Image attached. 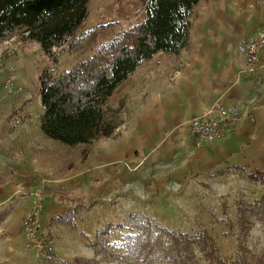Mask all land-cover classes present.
<instances>
[{
	"label": "crops",
	"instance_id": "1",
	"mask_svg": "<svg viewBox=\"0 0 264 264\" xmlns=\"http://www.w3.org/2000/svg\"><path fill=\"white\" fill-rule=\"evenodd\" d=\"M99 1L89 0V17L91 3ZM262 27L264 0H199L185 48L178 55H153L116 90L114 97L125 92L135 97L131 120L110 138L97 141L78 172L63 187L60 183V191L52 186L45 190L60 196L92 191L131 163L135 189L155 180L163 194L192 188L226 169L249 174L264 155V51L254 73L242 68L246 43ZM25 39L15 38L19 52L0 59V171L5 166L13 170L0 172L7 174L0 183V264L34 262V255L24 249L23 220L33 203L31 191L40 188L32 171L41 156L37 145L29 144L31 115L27 108L22 116L12 111L17 97L6 86L11 77L13 85L24 74L19 71L21 58L41 50ZM216 106L235 110L241 122L222 141L197 144L187 123Z\"/></svg>",
	"mask_w": 264,
	"mask_h": 264
},
{
	"label": "trees",
	"instance_id": "2",
	"mask_svg": "<svg viewBox=\"0 0 264 264\" xmlns=\"http://www.w3.org/2000/svg\"><path fill=\"white\" fill-rule=\"evenodd\" d=\"M137 1L144 13L137 24L113 31L115 23H101L78 37L89 17V0H0V44L27 33L25 40L37 44L54 67L62 48L79 54L74 64L64 70L42 71L38 92L42 106L40 131L64 149L79 148L81 163L97 141L110 138L117 128L115 117L122 105L111 104L116 90L153 55H178L185 48L199 2ZM248 178L260 179L264 187L263 172L248 174ZM81 212L76 206L53 220L89 240V235L78 229L76 216ZM251 216L264 223V189L259 199L241 204L234 224H229V229L237 230L240 237L232 256H222L215 239L201 230L194 235L176 232L152 226L149 219L138 220L137 215L130 232L119 242L122 254L108 251L110 241L106 237H96L88 247L97 255L120 261L134 259L137 264H158V258L166 264H264V252L254 255L242 239L250 229ZM223 224L227 226L225 221ZM47 264L96 263L83 258L68 261L51 257Z\"/></svg>",
	"mask_w": 264,
	"mask_h": 264
},
{
	"label": "rangeland",
	"instance_id": "3",
	"mask_svg": "<svg viewBox=\"0 0 264 264\" xmlns=\"http://www.w3.org/2000/svg\"><path fill=\"white\" fill-rule=\"evenodd\" d=\"M143 18L141 5L136 0H100L98 3H91L90 17L78 37H82L101 23H115L111 30L120 31L137 24ZM24 35L21 34L22 37ZM1 46L2 43L0 44L2 50ZM78 57V53H70L66 48H62L58 52L55 67L41 50L32 53L29 57L21 58L19 71L24 74L14 82L12 91H9L12 98L17 97L12 99V111L17 113V116H22L27 108L28 115L33 119L28 128L29 144L37 145V153L41 156L40 162L32 171V175L36 174L39 178L40 188L33 190L41 191L43 195L41 231L52 249V257L68 261L83 258L96 264H137L134 259L127 258L120 261L107 255H97L92 247H88V242L96 237H106L110 241L108 251L122 254L123 249L119 242L133 227L135 215L138 216V220L149 219L152 226L158 225L189 235L201 230L215 239L222 256L234 255L240 237L237 230L229 229V224H234L239 206L259 199L264 189L260 179L256 181L249 179L248 173L243 170L226 169L217 172L215 176H208L201 184H193L192 188L182 191L173 188L170 194H163L156 189L155 180H151L149 186L142 185L141 188L135 189V168H133L135 164L131 163L124 164L121 173H117L114 180H101L102 186L93 188L92 191L60 196L45 190L52 186V191L54 189L58 191L60 183L63 187L67 181H70V177L78 172L81 159L79 148L64 149L58 142L44 135V138L39 136L42 106L38 92V77L45 70L53 68L58 71L64 70L72 66ZM21 92H26V95L20 96ZM112 101L114 107L118 104L122 105L121 111L115 117L116 127L122 128L131 120L135 97L125 92L114 97ZM12 121L14 122L15 118ZM5 169L12 171L13 174V170L8 166L1 167V171ZM256 171L264 174V155L258 164L250 169L249 174H254ZM1 176L6 177L7 174H0V183H3L5 177ZM32 191L30 194L34 192ZM178 192L180 194H177ZM76 205H79L82 211L80 216H76L78 229L87 233L89 240L84 239L77 232L57 225L53 220L58 213L70 212ZM45 211H48L47 215ZM250 220V229L247 236L242 239L248 250L258 256L264 252V223L256 216H251ZM104 230H108L109 234L101 235ZM25 243L26 237L24 249L34 255ZM197 257L200 259L199 254ZM156 262L166 264L161 258ZM32 264H47V261L34 255Z\"/></svg>",
	"mask_w": 264,
	"mask_h": 264
},
{
	"label": "built area",
	"instance_id": "4",
	"mask_svg": "<svg viewBox=\"0 0 264 264\" xmlns=\"http://www.w3.org/2000/svg\"><path fill=\"white\" fill-rule=\"evenodd\" d=\"M27 33L24 37L26 38ZM14 38L2 43L0 59L3 55L13 56L17 51ZM264 51V27L256 32L246 43L244 54L243 72L254 73L257 69L259 58ZM11 77L6 86L12 91ZM241 122L240 115L233 109L216 106L205 110L201 115L193 117L187 123L189 135L197 144L218 143L229 136ZM33 203L23 220V231L26 237V247L31 250L36 258L50 261L52 249L46 242L41 231V215L43 210V195L41 191L32 193Z\"/></svg>",
	"mask_w": 264,
	"mask_h": 264
}]
</instances>
